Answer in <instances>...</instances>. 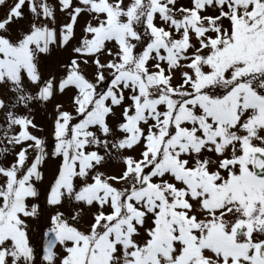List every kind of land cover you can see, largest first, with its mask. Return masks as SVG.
Here are the masks:
<instances>
[{
  "label": "snow or ice",
  "instance_id": "obj_1",
  "mask_svg": "<svg viewBox=\"0 0 264 264\" xmlns=\"http://www.w3.org/2000/svg\"><path fill=\"white\" fill-rule=\"evenodd\" d=\"M0 264H264V0H0Z\"/></svg>",
  "mask_w": 264,
  "mask_h": 264
}]
</instances>
